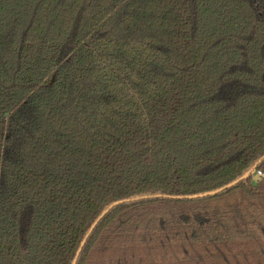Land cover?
<instances>
[{
    "label": "trees",
    "instance_id": "16d2710c",
    "mask_svg": "<svg viewBox=\"0 0 264 264\" xmlns=\"http://www.w3.org/2000/svg\"><path fill=\"white\" fill-rule=\"evenodd\" d=\"M76 259L264 264V0H0V264Z\"/></svg>",
    "mask_w": 264,
    "mask_h": 264
},
{
    "label": "water",
    "instance_id": "95a60500",
    "mask_svg": "<svg viewBox=\"0 0 264 264\" xmlns=\"http://www.w3.org/2000/svg\"><path fill=\"white\" fill-rule=\"evenodd\" d=\"M250 174H251V172H249L248 174H246L242 179L247 178ZM236 183H237V182H234V183L228 185L227 187H225V188H223V189H220L219 191L212 192V193L205 194V195H200L199 197H205V196H208V195H215V194H217V193H219V192H222V191L225 190V189H228V188L233 187ZM186 198H189V199H195V198H198V196H194V197H177V198H174V199H181V200H182V199H186ZM117 204H118V203H116L115 205H117ZM111 208H112V207H111ZM111 208H110V209H111ZM110 209H108L107 211H105V212L103 213V215H102V216L96 221V223L93 225V227L91 228V230H90L89 234L87 235L85 241L83 242L82 247L84 246V244H85L86 240L88 239L89 235L93 232V230L95 229V227L98 225L99 221H100V220H101V219H102V218H103V217L109 212ZM81 249H82V248H81ZM77 258H78V256H77ZM76 262H77V259L75 260L74 264H76Z\"/></svg>",
    "mask_w": 264,
    "mask_h": 264
},
{
    "label": "built area",
    "instance_id": "2783aa9c",
    "mask_svg": "<svg viewBox=\"0 0 264 264\" xmlns=\"http://www.w3.org/2000/svg\"><path fill=\"white\" fill-rule=\"evenodd\" d=\"M258 176L260 177V176H262V174H261V173H259V175H258Z\"/></svg>",
    "mask_w": 264,
    "mask_h": 264
}]
</instances>
